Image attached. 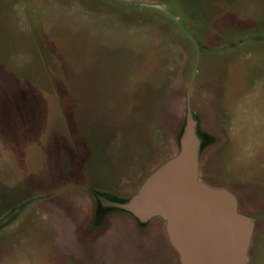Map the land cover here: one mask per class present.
<instances>
[{
	"label": "rangeland",
	"instance_id": "374dc122",
	"mask_svg": "<svg viewBox=\"0 0 264 264\" xmlns=\"http://www.w3.org/2000/svg\"><path fill=\"white\" fill-rule=\"evenodd\" d=\"M189 118L254 172L264 0H0V264H180L161 217L105 201L175 155ZM237 182L246 264H264V185Z\"/></svg>",
	"mask_w": 264,
	"mask_h": 264
},
{
	"label": "water",
	"instance_id": "95a60500",
	"mask_svg": "<svg viewBox=\"0 0 264 264\" xmlns=\"http://www.w3.org/2000/svg\"><path fill=\"white\" fill-rule=\"evenodd\" d=\"M197 122L189 118L182 130L179 151L154 169L121 208L138 221H165L168 240L180 264H246L253 220L238 211L228 189L199 179L203 147Z\"/></svg>",
	"mask_w": 264,
	"mask_h": 264
},
{
	"label": "crops",
	"instance_id": "0c3cea01",
	"mask_svg": "<svg viewBox=\"0 0 264 264\" xmlns=\"http://www.w3.org/2000/svg\"><path fill=\"white\" fill-rule=\"evenodd\" d=\"M255 143H256V154H254V157H255L256 165H255V170L253 172L251 170V166L249 167V165L251 163V158L254 152L252 154H246V152H244V149L242 150L240 148L241 149L240 150L239 148H237L234 139L229 138L228 142H225L224 145H219L218 142L215 141L212 142L211 140H209L206 143V145H203V147L200 150L199 179L206 182L208 185L212 187H216V188L220 187L230 190L237 198V201L240 202V196L237 194V190L233 189L232 186L235 185L231 184V179L238 181L237 184L239 186L241 185V183L243 184L249 183V181L252 178L255 179V183L257 187H260V184L264 185V137L262 135L261 136L258 135ZM205 154L206 157H204ZM228 160L229 163L231 161H235L237 162V164L228 165L227 164ZM215 162H217L216 168H210L211 165L214 166ZM243 164L245 169L243 168L242 170L237 171V168L239 166L243 167ZM204 170L207 172H205L203 177H201V171L203 172ZM217 170H219L223 175H217L215 173ZM226 170L228 171L227 173H225ZM250 171H251V175H249ZM250 197H253L255 201H261V204L264 205L263 192H260V195L259 193L255 192V196L250 195ZM240 207H241V203L240 206L238 203V211L240 210Z\"/></svg>",
	"mask_w": 264,
	"mask_h": 264
}]
</instances>
